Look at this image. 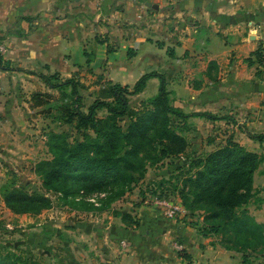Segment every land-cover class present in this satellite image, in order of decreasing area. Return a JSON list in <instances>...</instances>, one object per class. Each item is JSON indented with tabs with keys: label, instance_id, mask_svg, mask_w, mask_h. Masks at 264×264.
<instances>
[{
	"label": "crops",
	"instance_id": "obj_1",
	"mask_svg": "<svg viewBox=\"0 0 264 264\" xmlns=\"http://www.w3.org/2000/svg\"><path fill=\"white\" fill-rule=\"evenodd\" d=\"M262 48L264 0H0V57L21 70H0V128L24 126L33 112L34 104L26 97L33 92L35 75L29 72L47 70L45 75L58 73L61 79H71L90 60L87 77H97L99 83L89 87L77 80L84 104L82 90L90 91V106L107 83L133 88L142 76L156 72L166 80L171 106L192 116L185 122L199 139L217 137L215 144L206 143V151L226 144L233 134V140L249 152L264 155V142L246 135L264 136V62L255 56ZM115 71L129 73L132 81L117 82ZM10 78L12 85L4 82ZM152 85L159 89V79H149L134 98L142 102L155 98L158 93L144 98ZM16 96H23L24 102L18 103ZM188 135L184 134L187 139ZM5 142H0V154L9 155ZM253 189L248 210L264 224V162L255 173ZM176 204L182 212L172 219L156 209L141 214L145 232L111 217L113 221L98 228L79 227L77 234L88 238L106 234L100 245L107 243L105 252L111 255L122 248V236L133 238L131 247L121 251L134 253L129 259L136 264H141L135 254L140 246L154 250L148 254L157 264L188 263L174 250L169 263L165 251L174 245L182 246V254L193 264L208 260L214 240L203 237L195 226L203 219L189 216L181 202ZM140 233L154 234L156 240L138 242ZM125 262L123 258L121 264Z\"/></svg>",
	"mask_w": 264,
	"mask_h": 264
},
{
	"label": "rangeland",
	"instance_id": "obj_2",
	"mask_svg": "<svg viewBox=\"0 0 264 264\" xmlns=\"http://www.w3.org/2000/svg\"><path fill=\"white\" fill-rule=\"evenodd\" d=\"M1 64L3 67H9L11 69L9 72L19 70L14 66L11 67L10 63L1 62ZM33 72L36 74L48 73L47 70H35ZM138 72L136 70L134 75ZM88 74L86 63L72 76V79L82 81L84 86H94L98 78L87 77ZM123 74L121 71L113 72L114 79L117 82H123V79L132 81L129 73ZM34 77L33 92L31 95L28 94L26 98L35 104L33 97L36 94H41L46 103L42 107L33 108L34 110L26 118L24 126L9 128L1 126L0 128V142L6 141L5 144L9 147V155L7 153H5L6 155L0 154V256H11L19 264H121L123 258L126 259L123 264H136L135 260L133 263L132 259H129L134 258V253L128 251L127 254L121 251V249L131 247L129 243H134L133 238L122 236L120 245L122 248L117 254L111 255L105 252L106 247L108 248L107 243H104L103 247L100 245L101 239L106 234H89L88 238L83 234H77L79 227L88 229L92 225L98 228L103 222L107 224L113 221L111 217L120 218L121 215H125L127 217L125 219L126 224L130 229L145 232L147 229L143 227V231H141V218L144 216V212L156 209L164 215L163 210L157 205V201L163 198L174 204L181 202L180 190L184 188L188 179H195L196 172L200 170L197 161L204 159L211 153L206 151V143L207 145L215 144L217 137L200 140L195 128H191L184 120L171 117L170 125L176 132L181 133V136L189 133V139L183 137L189 145L186 152L181 157L155 162L158 158L157 152L149 149L141 155L144 156L142 160L147 166L145 175L138 182L126 185V194L118 200L107 204L108 193L106 191H92L89 182L85 181L69 180L67 193L51 190L44 183L43 175L47 168L40 166L41 162L52 160L53 151L61 153L67 145L75 146L83 140L84 134L95 135L93 131L78 128L76 119L73 122L67 119L68 110H73L75 102V97L71 94L70 88L52 89L40 77ZM66 80L68 79L60 78L59 82L64 83ZM4 82L12 85L14 80L12 78L4 79ZM54 83L59 84L57 81ZM78 84L82 86L79 81ZM154 89L153 85L150 86L145 96L143 95L144 98L154 97L159 90ZM89 92L82 90V94L86 98V104L83 108L85 112L88 111L89 101L92 97ZM18 97L16 98L18 103L24 102L23 96ZM129 106L132 111H138L141 114L144 112L142 101L137 98L131 97ZM107 116L106 110L98 114L99 119H105ZM130 122L129 118H124L120 122V126L125 130ZM220 129L223 130V128ZM229 130L236 131L233 128ZM6 131L8 133H4ZM233 139L232 134L229 140ZM222 143L216 144L213 150L215 151L225 145ZM10 147H13L14 151H11ZM106 187H108L106 190L109 193H116L122 188V184L113 181V179H108ZM14 190H23L30 195L42 196L47 199L48 207L36 213L16 214L4 202V195ZM189 200L190 202L193 200L192 195L189 196ZM141 214L142 217L140 218ZM202 216V213H197V218H202ZM120 219H118L119 222ZM121 221L123 220L121 219ZM228 234L224 239L222 236L212 237L215 247L214 253L210 255L208 260L199 259L195 264H236V262L242 264V253L226 252L223 249L225 245H228L226 244L228 240L235 241L236 239L233 231L228 232ZM154 237V234L140 233L135 239L144 244H151L156 240ZM173 250L177 253L180 252L175 245L171 248L168 247L165 251L168 252L169 263L173 262ZM149 252H154V250L151 251V248L143 246L138 248L135 254L140 256L141 264L156 263L153 262L154 258L148 254ZM248 254L250 255V264H264V248L259 247L256 252L249 250ZM179 255L181 257L180 253ZM235 259L236 262H234Z\"/></svg>",
	"mask_w": 264,
	"mask_h": 264
},
{
	"label": "trees",
	"instance_id": "obj_3",
	"mask_svg": "<svg viewBox=\"0 0 264 264\" xmlns=\"http://www.w3.org/2000/svg\"><path fill=\"white\" fill-rule=\"evenodd\" d=\"M255 56L263 63L264 48ZM1 62L3 61L0 57V69L11 71L9 67H3ZM90 62L87 60V65ZM29 73L40 77L49 88H70L75 102L73 110H68L67 119L70 122L76 119L78 128L93 131L95 135L86 133L83 140L75 146L67 145L61 153L53 151L52 160L41 162L40 166L47 168L43 175L44 183L51 190L67 193L69 180L85 181L89 182L92 191H106V203L110 204L126 194V185L138 182L145 175L147 166L142 160V154L151 149L157 152L158 158L155 162H159L162 159L181 157L189 147L184 136L176 132L170 124L171 117L186 121L192 116L171 106L166 80L156 72L142 76L133 88L107 83L100 89L99 98L89 106L87 112L83 111L84 98L80 95L81 86L77 80L71 78L60 83L58 73ZM151 78L160 80L157 96L142 102V114L132 111L129 106L130 98L142 93ZM33 100L36 108L46 103L41 94H36ZM105 110L108 116L99 119V112ZM197 116L217 119L207 114ZM124 118L131 121L125 130L120 126ZM246 135L254 141L264 142L263 135L250 132H246ZM263 162L264 155L249 152L240 144L228 140L224 146L197 161L200 170L196 172L195 179H188L179 193L181 205L189 216L197 217L198 212L203 214L202 224H195L203 237L222 236L224 239L229 235L228 232H234L235 241L228 240V245L223 248L242 253V264H250L249 250L256 252L259 247L264 248V224H259L247 209L255 197V173ZM108 179L121 183L122 188L116 193H109L106 190ZM190 195L193 196L191 202ZM4 202L16 214L36 213L48 207L46 198L37 194L30 195L23 190L8 192L4 195ZM120 218L126 224L127 217L121 215ZM179 253L187 264H193L190 256L182 254L183 251ZM0 264L19 262L11 256H0Z\"/></svg>",
	"mask_w": 264,
	"mask_h": 264
},
{
	"label": "built area",
	"instance_id": "obj_4",
	"mask_svg": "<svg viewBox=\"0 0 264 264\" xmlns=\"http://www.w3.org/2000/svg\"><path fill=\"white\" fill-rule=\"evenodd\" d=\"M157 205L163 210L164 215L170 219L177 217L182 212V209L178 204L171 203L167 199L157 201ZM176 248L179 251L183 250V247L180 245H177Z\"/></svg>",
	"mask_w": 264,
	"mask_h": 264
}]
</instances>
